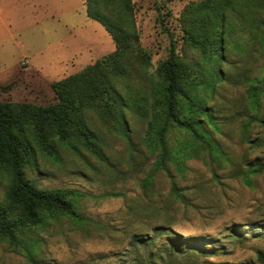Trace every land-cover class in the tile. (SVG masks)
Returning <instances> with one entry per match:
<instances>
[{
    "label": "rangeland",
    "instance_id": "374dc122",
    "mask_svg": "<svg viewBox=\"0 0 264 264\" xmlns=\"http://www.w3.org/2000/svg\"><path fill=\"white\" fill-rule=\"evenodd\" d=\"M193 1L200 0H133L140 44L151 59L127 80L131 91H148L171 42L188 61L209 66L183 41L181 12ZM64 4L0 0V87L5 86L0 100L55 102L53 81L114 50L111 35L87 16L83 5L68 10ZM233 23L241 27L239 20ZM236 34L242 37L231 36L228 45L248 41L247 51L231 54L222 66L227 77L240 82L222 81L214 97L206 94V99L220 110L218 123L230 132L216 136L230 144L226 151L238 163L242 153L249 160L264 157V126L253 123L247 133L261 146L239 139L244 110L250 108L242 81L245 76L264 79V44L251 36L249 25ZM261 100L256 112L264 118ZM126 115L127 136L93 120L106 160L83 149H62L54 158L36 154L25 168L27 177L41 188L75 190L80 217L48 218L22 235L17 246L0 237V264H264L258 258V251L264 254V171L249 174L246 185L242 176H233L234 164L217 166L202 150L201 158H186L183 168L168 162L169 177L152 168L159 149L151 152L147 146L146 121ZM167 138L169 147L184 139L176 128L169 129ZM6 183L0 174V199ZM233 227L241 233L231 235Z\"/></svg>",
    "mask_w": 264,
    "mask_h": 264
},
{
    "label": "trees",
    "instance_id": "16d2710c",
    "mask_svg": "<svg viewBox=\"0 0 264 264\" xmlns=\"http://www.w3.org/2000/svg\"><path fill=\"white\" fill-rule=\"evenodd\" d=\"M83 4L87 16L111 35L114 50L53 81L55 102L41 105L0 100V174L7 179L0 199V237L11 245H20L22 235L44 226L48 218L80 217L75 190L38 187L27 177L25 168L35 161L37 153L54 158L62 149H83L106 160L100 135L91 127L93 120L124 136L129 131L126 112L146 121L147 146L151 152L159 149L152 168L165 171L169 177L173 174L168 162L183 168L186 158H201L202 150L217 166L223 161L234 164L233 176H242L246 185H250L249 174L264 171V157L249 160L242 153V161L235 163L226 151L230 144L216 136L230 130L219 125L220 110L206 99V94L214 97L220 82H240L227 77L222 65L231 54L246 53L248 41L231 47V36L241 38L236 32L249 25L251 36L259 45L264 44V0H200L186 4L180 18L183 41L209 66L206 68L199 60L188 61L171 42L166 57L158 61L156 80L149 79L148 91H131L127 82L151 59L140 44L133 0H83ZM203 9L206 12H201ZM234 20H239L241 27L237 29ZM242 82L246 86V106L250 108L244 110L245 127L239 139L258 147L263 144L261 140L250 139L248 134L253 123L264 126V118L256 112L264 97V79L245 76ZM250 109L255 113L249 115ZM170 128H176L184 137L172 147L167 138ZM229 232L241 233L234 227ZM258 258L264 263L261 251Z\"/></svg>",
    "mask_w": 264,
    "mask_h": 264
},
{
    "label": "crops",
    "instance_id": "0c3cea01",
    "mask_svg": "<svg viewBox=\"0 0 264 264\" xmlns=\"http://www.w3.org/2000/svg\"><path fill=\"white\" fill-rule=\"evenodd\" d=\"M68 10H77L80 5H83V0H62ZM85 8V6H84Z\"/></svg>",
    "mask_w": 264,
    "mask_h": 264
}]
</instances>
